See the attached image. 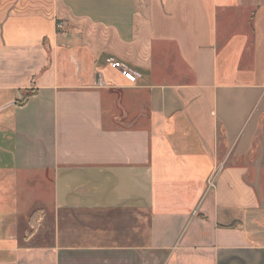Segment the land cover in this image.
Here are the masks:
<instances>
[{
    "label": "crops",
    "instance_id": "obj_1",
    "mask_svg": "<svg viewBox=\"0 0 264 264\" xmlns=\"http://www.w3.org/2000/svg\"><path fill=\"white\" fill-rule=\"evenodd\" d=\"M260 145L264 0H0V264H264Z\"/></svg>",
    "mask_w": 264,
    "mask_h": 264
},
{
    "label": "rangeland",
    "instance_id": "obj_2",
    "mask_svg": "<svg viewBox=\"0 0 264 264\" xmlns=\"http://www.w3.org/2000/svg\"><path fill=\"white\" fill-rule=\"evenodd\" d=\"M260 148L264 149L261 145ZM255 166H258L259 170H256L257 173H252V181L255 184L257 191H259L260 196L264 198V162L262 163L261 156L255 158Z\"/></svg>",
    "mask_w": 264,
    "mask_h": 264
},
{
    "label": "built area",
    "instance_id": "obj_3",
    "mask_svg": "<svg viewBox=\"0 0 264 264\" xmlns=\"http://www.w3.org/2000/svg\"><path fill=\"white\" fill-rule=\"evenodd\" d=\"M59 27H62L61 24H59ZM110 64L113 68H117L121 71V73L131 82H136L138 75L128 69L125 68L124 64L119 62V61H115V60H110Z\"/></svg>",
    "mask_w": 264,
    "mask_h": 264
}]
</instances>
